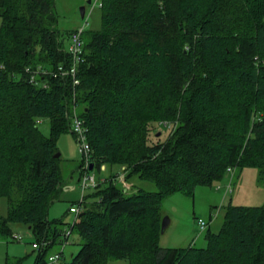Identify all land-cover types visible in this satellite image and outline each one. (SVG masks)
Listing matches in <instances>:
<instances>
[{
	"label": "trees",
	"instance_id": "1",
	"mask_svg": "<svg viewBox=\"0 0 264 264\" xmlns=\"http://www.w3.org/2000/svg\"><path fill=\"white\" fill-rule=\"evenodd\" d=\"M99 5L100 27L81 35L79 82L37 74L44 87L28 80L25 66L71 61L54 0H0V197L8 204L0 233L26 224L39 244L34 264H45L48 248L72 233L80 241L69 264H264V203L224 205L221 226L213 230L211 217L203 246L158 241L164 195L211 184L230 166L257 167L264 179V0ZM70 107L86 126L91 169L104 165L109 176L83 193L67 222L48 209L67 184L54 154L58 135L74 134ZM162 119L165 130L151 136L150 124ZM120 172L131 191L114 179ZM135 175L157 188L134 187Z\"/></svg>",
	"mask_w": 264,
	"mask_h": 264
},
{
	"label": "rangeland",
	"instance_id": "2",
	"mask_svg": "<svg viewBox=\"0 0 264 264\" xmlns=\"http://www.w3.org/2000/svg\"><path fill=\"white\" fill-rule=\"evenodd\" d=\"M84 6V16L80 14V7ZM56 12V28L63 35L64 46L67 47L69 40L65 37V32L69 28H74L82 24L85 20L86 29H97L101 25V9L99 0H54ZM73 113H78V109L70 107ZM69 111V112H70ZM71 113V114H72ZM166 119L150 124V135L165 130L162 123ZM175 120H166L176 124ZM165 121V122H166ZM39 128L45 134L49 133L48 118L39 119ZM172 126V124H171ZM162 132V131H161ZM59 149V165L64 182L73 184L74 188L68 189L66 184H62L59 196L51 201L48 209V217L51 219L64 218L71 222L75 217V212L69 210L71 204H75L81 192L88 193L90 187L82 189L78 178V162L82 159V154L78 148V142L71 130L61 132L56 140ZM124 166V165H123ZM116 169L115 167L113 170ZM118 167L115 170H121ZM227 174L220 180H214L211 184L196 185L192 192L176 190L163 196L161 200V210L167 215L168 222L161 231L158 241L161 246H186L190 243L198 246L206 244L205 230L199 229L197 219L211 220V228L219 229L223 220L224 205L232 203L259 205L264 203V179L259 170L254 166H237L227 169ZM125 173V172H124ZM105 178L109 176L108 168H101L96 175ZM121 185L131 191L133 188L131 181L125 178V174L115 179ZM134 187H142L149 190L157 188L154 181L133 177ZM8 212L7 197H0V218L6 217ZM217 213V214H216ZM216 214V216H215ZM11 232L22 234V239L17 240L11 235L0 233V264H34L37 248L32 245L34 236L31 230L24 223H10ZM79 237L76 233L69 235L67 242H56L52 244L46 252L45 264H69L71 254L79 247ZM50 253H59L60 258L50 261ZM107 264H127L125 258L110 259Z\"/></svg>",
	"mask_w": 264,
	"mask_h": 264
},
{
	"label": "built area",
	"instance_id": "3",
	"mask_svg": "<svg viewBox=\"0 0 264 264\" xmlns=\"http://www.w3.org/2000/svg\"><path fill=\"white\" fill-rule=\"evenodd\" d=\"M87 20H85L82 24L74 27L72 30L69 31L68 40L69 43L67 45V51L71 55V61L70 63H58L55 68H47L44 66H37L36 68H32L30 66H25L24 71L27 73V78L29 81L34 82L41 86H48V82L46 79H38L37 74H45V75H51L53 77H59V78H65L69 77L72 80V84H76L79 82V78L77 76L78 71V63L82 61L83 59V39L81 37L82 32L86 26ZM70 124L71 129L73 130L76 140L78 142V148L80 153L82 154L84 160L83 165L81 167L82 173L80 174L79 180H80V186L82 189L94 186L99 181H103L105 178L97 177L95 172L89 167L90 161H89V154H90V145L86 138V126L83 123L82 118L74 111L70 115ZM104 168V165L101 166ZM232 168L231 166L229 169ZM123 172H120L117 174V176L114 177V179L120 178L123 176ZM83 192H81L79 200L82 199ZM79 205L77 203L72 204L69 206V210L72 212H75V215L79 211ZM217 214V213H216ZM215 214V216H216ZM198 227L199 229H205L207 225H209L210 220H205L201 217L197 219ZM65 234H69L70 230L69 228H65ZM12 237L21 240L22 234L20 233H13ZM67 242V239L66 241ZM64 244V243H63ZM32 245L34 247H38L39 244L36 242H32ZM60 258L59 253H51L48 255V260L53 261Z\"/></svg>",
	"mask_w": 264,
	"mask_h": 264
},
{
	"label": "water",
	"instance_id": "4",
	"mask_svg": "<svg viewBox=\"0 0 264 264\" xmlns=\"http://www.w3.org/2000/svg\"><path fill=\"white\" fill-rule=\"evenodd\" d=\"M87 1L90 2V0H87ZM80 14H81V16H84V6L80 7ZM59 154H60V152L56 151L54 155L58 156ZM92 166H93V163L90 162L89 167L92 168ZM167 222H168L167 215L162 216V219H161V231L165 228Z\"/></svg>",
	"mask_w": 264,
	"mask_h": 264
},
{
	"label": "crops",
	"instance_id": "5",
	"mask_svg": "<svg viewBox=\"0 0 264 264\" xmlns=\"http://www.w3.org/2000/svg\"><path fill=\"white\" fill-rule=\"evenodd\" d=\"M66 187L68 188V189H71V188H74V185L73 184H70V183H68V184H66ZM80 198V197H79ZM35 259V258H34Z\"/></svg>",
	"mask_w": 264,
	"mask_h": 264
}]
</instances>
